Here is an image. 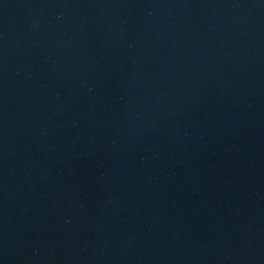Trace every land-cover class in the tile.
<instances>
[{
	"label": "water",
	"instance_id": "obj_1",
	"mask_svg": "<svg viewBox=\"0 0 264 264\" xmlns=\"http://www.w3.org/2000/svg\"><path fill=\"white\" fill-rule=\"evenodd\" d=\"M0 264H264V0H0Z\"/></svg>",
	"mask_w": 264,
	"mask_h": 264
}]
</instances>
